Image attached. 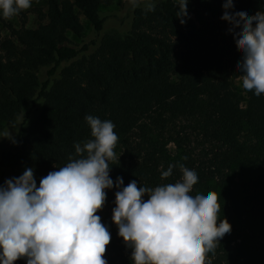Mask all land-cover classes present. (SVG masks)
<instances>
[{"label": "trees", "instance_id": "trees-1", "mask_svg": "<svg viewBox=\"0 0 264 264\" xmlns=\"http://www.w3.org/2000/svg\"><path fill=\"white\" fill-rule=\"evenodd\" d=\"M224 2L189 0V18L181 25L177 2L154 0V10L148 11L138 0L136 6L128 3L126 29L106 33L102 0H45V10H34L36 28L5 25L8 36L0 30V130L18 126L0 152V185L31 167L39 186L42 177L75 157L76 143L91 139L85 116L110 120L128 159L123 176L111 168L114 184L117 176L134 175L138 186L154 188L178 180L180 164L194 169L193 194L214 186L219 218L233 225L231 233L237 224L263 228L255 244L241 229L225 234L207 255L212 264H264V94L235 87L242 52L220 19ZM233 4L234 10L247 7L250 15L264 11V0ZM80 17L89 24L87 38ZM68 33L79 43H71ZM180 117L212 145L200 161L190 152L170 157L163 141L150 140L149 124L162 131ZM144 119H150L148 125ZM167 139L175 141L171 135ZM170 164L172 175L161 178V166L167 170ZM115 191L106 190L103 208L109 211L96 213L111 236L104 258L107 264H132L111 220ZM228 235L241 242L233 246Z\"/></svg>", "mask_w": 264, "mask_h": 264}, {"label": "clouds", "instance_id": "clouds-1", "mask_svg": "<svg viewBox=\"0 0 264 264\" xmlns=\"http://www.w3.org/2000/svg\"><path fill=\"white\" fill-rule=\"evenodd\" d=\"M189 0H177L176 18H189ZM136 6L138 0H130ZM154 10V0H144ZM32 0H0V17L10 19L28 9ZM221 20L228 23L242 55L237 61L241 87L264 94V11L249 14L234 10L233 0L221 5ZM91 139L76 143L75 157L42 177L37 186L34 170L0 185V264H107L104 254L111 236L96 213L102 210L106 190L115 187L111 220L117 235L130 249L132 264H211L214 252L231 225L219 218L221 205L213 191L193 194L198 181L194 169L178 165L181 176L173 183L126 186L122 177L110 178L109 162L118 137L110 120L85 116ZM11 139L10 136L0 137ZM173 165L161 172L172 175ZM147 197V199H145Z\"/></svg>", "mask_w": 264, "mask_h": 264}, {"label": "rangeland", "instance_id": "rangeland-1", "mask_svg": "<svg viewBox=\"0 0 264 264\" xmlns=\"http://www.w3.org/2000/svg\"><path fill=\"white\" fill-rule=\"evenodd\" d=\"M173 1L177 2V0H173ZM128 3H130V0H105V1L102 0L100 9L102 12V16L106 18V29H105L106 33H120L121 31H124L126 29L128 20L126 19L124 21L123 16L127 11ZM38 7L45 10V0H37V1L32 0V4L28 9L20 11L17 15L13 16L10 19H4L0 17L1 36L2 37L8 36V31L5 27V25L8 24L17 29H19L22 26L25 28H36L39 25V20L37 19L34 10L35 8ZM80 21L84 27L82 35L85 38H87L90 32L89 24L83 17H80ZM67 37L71 41V43L73 44L79 43V39L75 37L73 34L68 33ZM235 87L238 89V91L242 92L243 89L241 87L240 79L236 80ZM149 122L150 119L143 120V123H145L146 125H148ZM16 126L18 125L16 124L15 127ZM15 127H8V128L6 127L0 130V137H6L11 135L12 138V136L14 135ZM148 127L151 130L150 140L152 142H156L160 140L163 141L165 149L170 157L178 156L180 153L183 152H187V153L190 152L194 160L200 161L212 149V145H210L203 137H201L198 131L194 128V124L188 122L185 119H182V117L176 120H171L164 127V129H162V131L155 130L154 127L150 124L148 125ZM136 135H137V131L134 135H132V137H135ZM170 135L175 138V141H169V139H167L168 136ZM9 142L10 139L8 138H0V152L5 148H7ZM114 151L116 153V156L119 157V159L109 162V167H112L117 171L119 170L120 173L121 172L126 173L127 171L124 166V163H126L128 159L124 155V148L121 147L119 144H116ZM163 169L164 167L161 166L160 171L162 172ZM1 172L3 173L4 170L0 169V174ZM5 174L7 173L5 172ZM121 175L123 176L122 173ZM133 180H135L137 184L139 183L138 177H135L134 175H129L128 177H124L123 179L124 186H126L130 181ZM203 191H214V186L209 185L208 187L204 188ZM106 211L109 210L106 209ZM106 211L105 208H102V210L98 211L97 213L101 214ZM237 225H238L236 227L238 229L237 232L236 233L230 232L231 234H238L239 230L241 229V232L244 231L243 235H247L248 237H251L254 244L257 242L260 243V241L262 240L261 237L263 231L262 227L254 226V227L246 228L239 224ZM231 227L233 228L232 224ZM228 236H229L228 238H231L233 240L232 243L233 246L241 242V238L235 241L233 239L234 236H230V235ZM207 259L210 260L211 258L207 256Z\"/></svg>", "mask_w": 264, "mask_h": 264}]
</instances>
